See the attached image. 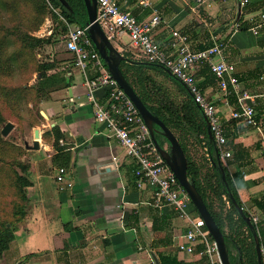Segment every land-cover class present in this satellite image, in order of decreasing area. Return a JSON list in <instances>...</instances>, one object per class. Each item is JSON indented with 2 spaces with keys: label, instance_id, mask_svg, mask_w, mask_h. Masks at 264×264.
Here are the masks:
<instances>
[{
  "label": "crops",
  "instance_id": "crops-1",
  "mask_svg": "<svg viewBox=\"0 0 264 264\" xmlns=\"http://www.w3.org/2000/svg\"><path fill=\"white\" fill-rule=\"evenodd\" d=\"M240 1L120 0V4L138 20L159 17L154 35L161 46L168 44L174 29L186 32L194 49L227 38L224 57L234 65L241 86L254 95L255 116L230 118L235 99L229 97L226 106L216 80L205 78L202 68L195 73L224 124L230 152L224 162L229 160L230 170L241 174L235 181L237 193L251 216L257 217L264 236V27L256 35L248 29L232 30L239 18L253 24L250 18L264 17V0H247L243 6ZM112 43L123 56L138 59L126 34ZM43 49L46 60L58 61V71L66 69L70 84L41 101L45 122L24 136L23 142L31 145L33 129L38 128L39 148L24 146L22 160L28 164L30 180L25 216L0 264H155L152 253L158 259L159 252L182 264H206L204 258L177 249L187 229L184 219L169 205H154L150 187H136L131 160L105 127L95 122L81 71L72 65L63 45L55 41ZM152 76L174 92L163 73ZM95 94L102 98L104 91ZM53 126L63 135L59 149L53 138L43 137ZM58 152L69 156L68 165L56 163ZM190 155L204 162L199 144L190 146ZM59 167L66 171L62 183L55 179Z\"/></svg>",
  "mask_w": 264,
  "mask_h": 264
},
{
  "label": "trees",
  "instance_id": "trees-1",
  "mask_svg": "<svg viewBox=\"0 0 264 264\" xmlns=\"http://www.w3.org/2000/svg\"><path fill=\"white\" fill-rule=\"evenodd\" d=\"M65 2L67 6L59 0H0V127L9 119L8 115L5 114V108L2 106L12 108L11 98L18 100L24 92L31 90L34 94L32 104L37 110L38 119L41 120L43 119L39 108L41 101L47 100L51 91L69 86L70 81L65 77L66 69L58 71V61L46 59L33 61V72L36 74L33 83L19 88H9L5 85V78L13 74L15 67L23 64L21 58L24 52L31 55L33 60L34 50H40V48L57 41V35L60 32H65L67 25L84 26L87 24V12L83 0H65ZM25 7L29 8L30 11L27 18L21 14V9ZM4 13L9 14L11 18H16L18 20L17 25L14 23L7 27L3 21ZM48 14L53 23H56L55 31L42 37L31 34L30 32L36 31L40 27ZM24 21L30 25L26 26ZM238 21L241 24L240 30H247L252 25L250 22V24L242 22L240 18ZM21 22L29 29H23L20 25ZM13 40L20 44L21 50L10 53L9 46ZM211 45L212 43L208 42L198 49L192 48L191 45L190 47L193 50H200ZM125 57L127 59L120 63L124 77L149 111L163 121L179 140L188 162V179L201 195L208 211L219 227L230 263L258 264L253 231L256 232L260 250L263 251L264 236L258 224L252 221L251 214L244 207L237 193L235 181L239 179L241 174L230 170L229 160L224 162L220 159V149L208 134L207 123L200 108L195 104L186 87L162 65L148 62L142 58L133 59L129 55ZM201 68L205 71V78L215 80L206 64L200 65L199 70ZM158 73H163L167 80L174 85L173 93L154 79L152 75ZM254 116L255 113H253L252 118ZM36 125L38 124L34 123L31 127ZM153 128L157 142L161 146L167 143L169 148V143L162 135L160 128L155 124H153ZM62 136L56 126L43 132L44 138H53V145L57 149H59L58 142ZM3 140L5 139L0 132V148L2 149H4L3 145H6ZM203 141L208 147L210 160L207 161L204 157V162H198L190 155V146L200 145ZM11 150L21 156L16 160L10 159V173L6 175L11 190V199L3 203L0 196V257L13 240L15 230L23 222L27 202L26 187L30 185L27 172L28 164L22 160L25 147L23 146L21 149L11 145ZM223 150L228 151L227 142ZM3 151L10 155L9 147ZM54 160L59 165L66 166L69 162V156L65 152H58ZM190 205L192 210L197 213L191 202ZM247 217L250 218L252 228L246 221ZM209 237L212 240L210 234ZM158 259L160 264H182L177 261L176 257L160 252Z\"/></svg>",
  "mask_w": 264,
  "mask_h": 264
},
{
  "label": "built area",
  "instance_id": "built-area-1",
  "mask_svg": "<svg viewBox=\"0 0 264 264\" xmlns=\"http://www.w3.org/2000/svg\"><path fill=\"white\" fill-rule=\"evenodd\" d=\"M246 3L247 0L240 1L242 6ZM96 20L111 41L126 34L137 50L138 59L162 65L186 87L220 149V159L224 161L230 157V152L223 150L226 144L224 124L214 103L205 97L195 73L197 67L206 64L223 94L225 105H229V97L235 99V105L229 113L230 118H252L255 97L241 86L235 75L234 65L224 57L227 38H215L211 46L193 50L188 42V35L174 29L168 44L161 46L154 35V29L160 23L159 17L153 15L147 20H138L130 10L122 7L120 0H96ZM250 20L253 24L248 30L256 35L264 27V17L259 15ZM240 25L237 19L233 22L232 30H240ZM88 27V24L67 25V30L57 35V42L71 56L73 66L81 71L86 99L92 106L95 122L105 127L131 160L136 187H150L154 205H169L186 222L187 229L177 243L178 251L204 258L206 264H221L216 244L210 239L203 219L198 213L188 209L191 202L188 195L157 150L148 125L108 71L88 34ZM100 89L104 91L102 98L95 94ZM200 146L203 157L209 161L207 145L203 141ZM65 172L64 167L58 168L55 177L57 182L64 181ZM226 205L228 206L227 201ZM252 221L257 224V217L252 216ZM261 262L264 264L262 249Z\"/></svg>",
  "mask_w": 264,
  "mask_h": 264
},
{
  "label": "water",
  "instance_id": "water-1",
  "mask_svg": "<svg viewBox=\"0 0 264 264\" xmlns=\"http://www.w3.org/2000/svg\"><path fill=\"white\" fill-rule=\"evenodd\" d=\"M63 5L67 6L65 0H59ZM84 6L87 12V24L88 34L98 51L101 59L104 61L108 71L112 75V77L116 80L117 84L120 88L123 89L128 98L132 101L139 114L143 118L144 122L149 127L150 136L160 154L163 156L165 162L168 164L174 175L176 176L180 186L184 189L185 193L188 195L191 203L196 209L199 216L203 219L205 227L207 228L211 238L216 244V248L218 251V256L221 264H231L229 260V256L227 253L226 245L223 239V235L217 226L215 220L211 216L210 212L207 209L206 204L204 203L201 195L193 186V184L189 181L187 176V168L188 162L185 155V152L175 136V134L169 129L163 121H161L157 116L149 111L146 105L142 102L141 98L134 91L133 87L124 77L121 69L120 63L122 60H126L127 58L123 56L113 45L112 41L107 37L101 26L96 20V0H83ZM240 4V2H239ZM41 116L46 118V115L43 111H40ZM153 124L157 125L162 135L166 138L169 143V148L165 146H161L156 138H155V129L153 128ZM13 128V123L8 121L1 128L0 132L2 136H6L10 130ZM207 131L209 136H211L210 130L207 127ZM33 141L31 145L24 143V146L27 148L37 150L39 148V139L40 133L38 128L33 129ZM239 210L241 208H238ZM247 223L251 226L250 218H246ZM253 236L255 240V247L257 253V263L262 264L261 262V250L258 242V237L256 232L253 231ZM152 257L155 264H160L158 259L152 253Z\"/></svg>",
  "mask_w": 264,
  "mask_h": 264
},
{
  "label": "rangeland",
  "instance_id": "rangeland-1",
  "mask_svg": "<svg viewBox=\"0 0 264 264\" xmlns=\"http://www.w3.org/2000/svg\"><path fill=\"white\" fill-rule=\"evenodd\" d=\"M29 8L25 7L21 9V14L24 15L26 18L29 16ZM3 21L4 24L7 27L12 26L14 23L17 25L18 20L16 18H11L9 14H3ZM26 24V26H29L26 21L23 22ZM21 27L23 29H29V27H26L25 25L20 23ZM72 26V25H70ZM56 28V23H53L51 17L49 14L47 17L44 19L40 27L33 32H30L31 34L35 36H48L52 31H55ZM20 51V44L16 41L13 40L9 46V52L10 53H15L16 51ZM64 51V50H63ZM137 51V50H136ZM35 56L32 57L29 55L27 52H24V55L22 56V61L23 64L15 67L13 74L10 75V77L5 78V85H7L9 88H19L22 86H26L27 84H31L35 80V73L33 72L34 69V64L33 61H44L45 60V52L43 48L35 49L34 50ZM40 56H39V55ZM20 64V63H19ZM34 101V94L30 90L28 92H24L23 96H20V99L16 100L15 98H11L12 102V108L9 109L7 106H2L3 108L7 109L5 111V114L8 115L9 119L6 121H10L13 123V128L10 130V132L6 135L3 136L5 140L6 145H3V148H0V178L2 179L0 181V196L1 200L3 203L11 199V190L10 187L8 186V180L6 175L10 173V163L11 160H16L18 159L21 155L18 154L17 152H13L11 150V145H15L16 147H19L23 149L24 146V136L27 131H30L32 129L31 125L34 123H37V126H41L43 122H45L44 118L43 119H38L36 115V108L33 106L32 102ZM5 122V123H6ZM4 123V124H5ZM1 125V128L4 126ZM166 148H168V145L165 143L164 144ZM9 147L10 149V155H8L5 151ZM11 159V160H10Z\"/></svg>",
  "mask_w": 264,
  "mask_h": 264
}]
</instances>
